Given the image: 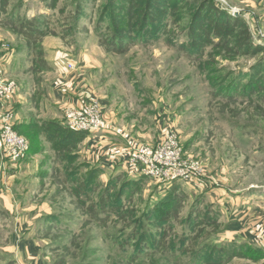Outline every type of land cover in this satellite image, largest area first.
<instances>
[{"label":"rangeland","instance_id":"obj_1","mask_svg":"<svg viewBox=\"0 0 264 264\" xmlns=\"http://www.w3.org/2000/svg\"><path fill=\"white\" fill-rule=\"evenodd\" d=\"M214 2L233 14L235 8L227 0ZM129 4L130 0H0L2 77L15 81L21 94L27 93L26 113L42 110L47 117L37 126L32 125L33 117L21 126L15 109L19 91L9 104L16 114L15 130L47 152L35 172L15 171L5 177L7 158L0 153V264H264L258 236L254 235L255 244L222 240L231 236L223 203L232 205L233 189L250 183L264 189V27L259 17L250 20L238 11L245 24L227 35L232 44L214 43L195 56L179 48L186 40L189 12L176 21L156 15V37L115 51L108 47L113 34L109 22L112 15L126 17ZM164 9L169 14L177 11ZM80 10L79 20L75 16ZM37 19V25L45 26L41 34L26 27ZM247 25L251 38L245 43L250 47L241 49L233 35ZM76 66L84 73L86 92L93 95L83 107H67L64 116L52 118L58 108L51 90L62 86L69 91L60 83ZM26 78L27 85L35 86L30 92L25 91ZM235 87L243 93L224 94ZM93 100L101 105L105 125L87 134L111 125L119 137L156 145L177 133L183 152L203 161L202 181L177 180L170 186L114 160L107 176L91 184L89 192L81 191V201L77 193L90 176L93 156L84 140L71 146L73 142L61 141L69 111L86 115L84 108ZM114 117L117 125L110 120ZM114 147L122 149L111 143L98 150L108 166L112 160L106 158ZM219 188L226 189L229 198L223 200ZM207 189L215 191L213 198L205 195ZM165 210L170 212L162 226L154 214L165 215ZM98 214L104 215L98 219ZM156 232L163 237L158 249L151 253L136 247L135 234ZM202 248L215 258L193 261ZM226 249L221 258L219 253Z\"/></svg>","mask_w":264,"mask_h":264},{"label":"trees","instance_id":"obj_2","mask_svg":"<svg viewBox=\"0 0 264 264\" xmlns=\"http://www.w3.org/2000/svg\"><path fill=\"white\" fill-rule=\"evenodd\" d=\"M217 4L218 3H215L214 0H130V4L126 11V17H121L119 20V18H115L114 15L111 16L109 25L113 28V34L108 36V47L114 49L115 51H123L130 48L140 39L146 41L149 37H156L158 34L156 31L158 27L154 23L156 15H160L163 18L170 15V17L174 18L176 21L177 18L179 19L182 17V15L179 16V14L185 15V13L187 14L188 12L189 26L187 28L186 35H184L186 40L179 43L180 49H182L186 54L200 56V53L204 50V48L206 46H210L211 44L215 43L217 45L227 46L226 44L228 43L232 44L230 41L227 42V35L233 34V31L235 30L234 26L245 24V20L242 16H235L229 10ZM164 8H175L177 11L169 14L168 11H164ZM108 12H110V9ZM81 16L82 12L80 10L79 13H76L75 18L80 20ZM37 22L38 19L28 23L26 25L27 30H30L31 32L37 31L38 34H41L45 26L42 29L43 24L37 25ZM35 27H39L40 29ZM250 33V29L247 25L244 27L242 33L237 31L236 34L233 35L234 40L236 39L235 42L238 43L241 49L245 48V46H247V48L250 47L249 44L245 43L246 40H250ZM234 92L239 93L242 91L238 90V87H235L227 90L224 94L232 96L234 95ZM66 129L68 130L64 131L65 136L61 141V144L63 143L65 145H69L73 142L69 146L78 143L85 137V134H87L86 132L75 131L69 127ZM27 139L30 141L28 152H37L40 150V146H37L34 142L35 139H29L28 137ZM99 169V167L92 166L90 176L83 179L80 185V191L77 193L81 201L83 200L81 191L85 189L89 192L91 184L96 183L102 174V169ZM175 182L177 181L170 183V186L175 184ZM162 208H165V206ZM164 212L165 215L158 212L154 214L157 223H160L162 226L165 225V221L168 219L170 211L165 210ZM90 215L94 217L93 213H90ZM103 215L104 214H98L97 218H102ZM141 234L142 233H137L134 235V237L138 240L136 247H139L140 251L151 250L152 253L161 246L163 237L160 233ZM226 244L233 246V244L230 243ZM195 252L197 253L192 256L193 261L198 258L204 260L206 258L207 260L215 258V255H213L214 253H210L206 248H202ZM226 252L227 249L226 251L223 250L219 253L220 257L224 258ZM137 254L138 252L135 250L134 256Z\"/></svg>","mask_w":264,"mask_h":264},{"label":"crops","instance_id":"obj_3","mask_svg":"<svg viewBox=\"0 0 264 264\" xmlns=\"http://www.w3.org/2000/svg\"><path fill=\"white\" fill-rule=\"evenodd\" d=\"M227 3L231 4V6H233L237 12H246V15H248L250 20L255 19V17H259V23H261L264 27V0H227ZM83 74V71L76 66V69L71 70L69 78L63 79L60 83L62 85L68 86V88H70L69 91L66 87L62 86H60L59 89L55 87L52 88V103L57 105L56 108H58V114H54L52 118H60L61 114L64 116V110L67 107H83L84 102L93 95L91 92L89 94L86 92L85 88L87 85L85 84V78L83 77ZM27 82L28 78L25 79V91L30 92L34 90V83H31V86H29L27 85ZM19 89L22 88L19 87ZM23 94L27 93L22 91L21 94V91H19L15 98V109L17 112L18 123L22 126L24 123L31 122L33 117V119H35V123H32V125L37 126L38 124H41L47 118L44 116L46 113L42 112V110L29 114L26 113L23 107L26 104L25 102L28 101V97H25ZM108 114L110 117H112L113 112ZM110 120L115 123L114 121L117 120V118L114 117ZM116 134V129L112 128L111 125H108L101 132L85 134V137L82 139L84 140V144L89 145V152L91 156H93L89 163L92 166H100L102 169V174L100 175L101 178H103V175L107 176V173L111 171L109 169L112 168L113 164L117 162L123 164L126 163L123 161L124 157L122 156V153H120L115 156L117 158L116 160L118 161L116 162L113 160V162L111 161V165L108 166L104 161L101 160V155L98 153V150L101 151L102 147L111 143H115L117 146L123 147L125 139L123 137L117 136ZM44 145L45 144H43V146ZM37 152H29L25 159L23 158L21 161L16 163L3 162L5 164V167H2L4 169L3 176L5 177L6 174H11L14 176L15 171H28V173H32V171L35 172L34 167L39 168L41 163L43 164V154L47 151L44 150L41 152L39 151L38 153ZM109 160L111 159L106 158V161ZM0 163L2 165V162ZM6 167H8V171L11 172H8ZM51 167L53 166H46V168ZM260 189V187H252V183L246 186L241 185L239 186V189H233V196L229 198L227 190L224 188H219L218 193L223 196V200L229 198V200L232 202V205L228 203L229 201L223 203L226 206L225 213L227 216H229V218H226L231 220V236H226L225 238L222 237V240H229L234 243H244L247 241L255 244L254 235H256L259 237V241L264 247V189ZM207 192L210 197H212V194H214L215 191H208V189L206 191L204 190L205 195ZM204 193L201 191L199 194H202L201 196H203Z\"/></svg>","mask_w":264,"mask_h":264},{"label":"built area","instance_id":"obj_4","mask_svg":"<svg viewBox=\"0 0 264 264\" xmlns=\"http://www.w3.org/2000/svg\"><path fill=\"white\" fill-rule=\"evenodd\" d=\"M18 89L15 81L5 80L0 72V153L2 158H7L5 162L11 163L21 161L30 146L28 139L15 130L16 114L13 108L9 107ZM84 109H87L86 115L76 111L70 114L73 110L69 111V128L86 132L104 127L105 123L101 119L102 108L97 100H93ZM124 139L122 149L114 147L110 150V154H113L110 157L112 161L117 159V154L122 153L126 164L134 166L143 175L170 183L177 180L202 181L205 176L203 161L183 152L177 133H171L156 145L140 142L131 136H125ZM210 181L211 179L207 182Z\"/></svg>","mask_w":264,"mask_h":264},{"label":"water","instance_id":"obj_5","mask_svg":"<svg viewBox=\"0 0 264 264\" xmlns=\"http://www.w3.org/2000/svg\"><path fill=\"white\" fill-rule=\"evenodd\" d=\"M233 14L236 15V16H242L239 13H237V11H234Z\"/></svg>","mask_w":264,"mask_h":264}]
</instances>
